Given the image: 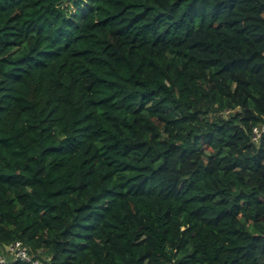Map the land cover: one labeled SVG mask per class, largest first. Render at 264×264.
Returning a JSON list of instances; mask_svg holds the SVG:
<instances>
[{"label": "trees", "instance_id": "1", "mask_svg": "<svg viewBox=\"0 0 264 264\" xmlns=\"http://www.w3.org/2000/svg\"><path fill=\"white\" fill-rule=\"evenodd\" d=\"M263 124L264 0H0V250L264 264Z\"/></svg>", "mask_w": 264, "mask_h": 264}, {"label": "built area", "instance_id": "2", "mask_svg": "<svg viewBox=\"0 0 264 264\" xmlns=\"http://www.w3.org/2000/svg\"><path fill=\"white\" fill-rule=\"evenodd\" d=\"M264 132V124L254 129L255 137L258 138ZM17 261H27L31 264H42L37 258L29 253L28 248L20 240L8 244L4 249L0 250V264H13Z\"/></svg>", "mask_w": 264, "mask_h": 264}, {"label": "rangeland", "instance_id": "3", "mask_svg": "<svg viewBox=\"0 0 264 264\" xmlns=\"http://www.w3.org/2000/svg\"><path fill=\"white\" fill-rule=\"evenodd\" d=\"M260 136H261V135H260ZM259 138H260V137H258V138L255 137L256 140H258ZM31 256H32V255H31ZM32 257H33V256H32Z\"/></svg>", "mask_w": 264, "mask_h": 264}]
</instances>
